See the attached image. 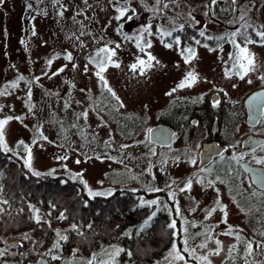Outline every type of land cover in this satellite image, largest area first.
<instances>
[{
  "label": "rangeland",
  "instance_id": "1",
  "mask_svg": "<svg viewBox=\"0 0 264 264\" xmlns=\"http://www.w3.org/2000/svg\"><path fill=\"white\" fill-rule=\"evenodd\" d=\"M134 1L137 0H127V8ZM123 5L125 0H119L118 5L115 0L112 3L109 0H87V4L84 0H59L58 3H53V0H3L0 4V91L6 89V94L0 95V120L12 117L4 127L8 152L24 162L23 157L27 153L22 147H17L19 141H24L32 150L33 172H51V176L61 175L79 182L82 175L83 181L87 182V187L82 183L87 195L89 189L104 193L116 189H163L169 200L163 201L167 212H173L179 220L174 243L187 264L200 262L188 252H183L186 235L209 229L211 239L207 240V248L198 247L204 240L203 236L188 241L196 256L207 255L214 250L215 240L219 239L222 250L219 255L209 256L211 264H224L234 255L240 264H244L243 245L236 240L235 232L233 235L223 233L231 225L240 230L239 235L245 240L264 241V237L254 233L258 227L262 231L264 228L259 219L243 217L235 192L225 182V175L217 174L225 164L224 158L219 157L207 165L200 163L198 154L205 129L191 135L182 129L174 133L172 144L167 148L152 144L148 140V130L158 125L159 116L165 115L175 98L195 101L212 84L225 83L230 101H241L249 90L264 83L260 79L264 76V46L247 45L254 54L257 68L243 80L235 74L234 59H230V55L236 49L228 42H225V60L217 58L213 48L200 46L194 49L195 58L186 64L174 38L168 41L173 45L171 48L162 42L168 36L161 37L160 32L173 29L165 16L156 22L155 30L159 31L143 34L142 42H150L151 47H145L142 52L136 46L135 37L140 35L142 27L149 25L151 18L147 15L145 22H120L115 19L118 15L116 7ZM197 11L199 16L203 12L205 14L203 8ZM60 12H63L62 16L58 15ZM143 12L142 16L147 14L146 10ZM248 12V18L253 21V11ZM238 25L239 22H232L225 27L226 40L239 29ZM203 27L207 36L219 37L223 33L222 26L209 21H204ZM125 36L131 39H125ZM236 40L244 46L241 36ZM106 44L115 49L116 55L112 60L120 67L108 64L103 75L119 100L107 92L95 75L96 66L89 63V58L97 57L98 49ZM117 44L119 48H116ZM187 48L189 46L182 47ZM68 53H71V60L66 59ZM146 53H151L159 64L153 61V66L145 68L143 75L139 66L133 72L130 66L137 63V58L147 60ZM188 71L198 74L197 82L191 87L177 88ZM226 71L230 76H225ZM249 80L252 82L248 83ZM13 83L15 88L10 87ZM121 103L123 107H120ZM113 111L115 115L111 113ZM133 117L137 120L134 126L124 124L127 120L131 122ZM244 126L242 122L231 121L222 130V135L225 136L226 132L230 141L236 142ZM122 145L128 147L122 148ZM217 176L224 182L217 180ZM189 178L193 181L191 190L180 191ZM200 179L205 181L203 185L197 183ZM208 180L215 181V184L209 186ZM169 184L171 188L166 187ZM217 189L220 204L227 212V223L223 222V212L215 203ZM169 193H175L174 197L170 198ZM214 207L217 210L207 216L208 210ZM233 245H236V251L230 253ZM110 246L120 248L114 243L102 244L89 258L78 252L73 256L72 252L70 262L84 264L94 253H102ZM253 248V255L248 260L251 264H264V249H256L255 245ZM171 250L172 246L156 264H169L170 260L171 264H184V261L172 260L169 256ZM102 258L108 260L107 256ZM116 264H120L117 257Z\"/></svg>",
  "mask_w": 264,
  "mask_h": 264
},
{
  "label": "trees",
  "instance_id": "2",
  "mask_svg": "<svg viewBox=\"0 0 264 264\" xmlns=\"http://www.w3.org/2000/svg\"><path fill=\"white\" fill-rule=\"evenodd\" d=\"M173 38L174 36H171L167 41ZM198 105V102L175 98L165 115L159 116L158 124H167L173 128L175 134L182 129L186 130L188 135L202 129L209 130L212 115L200 109ZM111 113L115 115L114 111ZM132 119L131 122L126 119L124 124L134 126L137 120L134 117ZM196 119L197 123L194 121ZM0 173L2 195L9 201L8 205L2 206L6 212L11 213V216L3 215L0 231L6 235L18 230L21 234L28 233L31 240H21L23 247L19 248L31 258L47 253L56 240L57 230L68 237L66 242H61L58 251L60 254L70 255L77 249L76 252L89 257L102 244L114 243L124 249L117 257L120 264H156L177 238L175 228H169L168 225L173 220L178 225L179 220L173 212H167L163 201L168 198L164 191L116 189L111 195L90 197L85 193L81 182L61 175L41 173L36 176L32 170L25 167L21 158L4 151H0ZM143 198L158 199L160 206H140V200ZM169 203L173 208L172 203ZM29 204L40 209L44 220L50 221L51 227L43 221L37 225L28 218ZM20 208L25 210L22 214L18 212ZM153 211L156 212L155 217L145 225L144 221ZM61 212L67 219H57ZM72 224L78 226V231L71 230ZM89 224L92 225L91 228L87 227ZM79 232L83 235L78 234ZM240 262L237 255H234L224 261V264Z\"/></svg>",
  "mask_w": 264,
  "mask_h": 264
},
{
  "label": "flooded vegetation",
  "instance_id": "3",
  "mask_svg": "<svg viewBox=\"0 0 264 264\" xmlns=\"http://www.w3.org/2000/svg\"><path fill=\"white\" fill-rule=\"evenodd\" d=\"M137 1H134L128 6V10L120 22H145L147 20V15H149L151 18L149 25H151V30L155 32L159 31L155 30L156 22H160L162 18L167 16L173 29H176V31L172 29V36H174V38L177 36L180 38V51L183 45L189 46L193 50L200 46H207L213 48V50H215L214 52L217 53L216 57L221 60H225L226 57L225 42L230 43V38L227 40L225 39V27H228L229 24L237 20L241 8L253 11V21L249 19L248 16L247 19L252 21L258 29L261 24H264V0H237L236 5H232L231 0H218V3L215 5H212L210 0H160L159 4L156 3V0ZM142 4L145 6L144 8ZM165 4H167V7H164ZM243 5L246 6L242 7ZM198 8H203L207 15L203 12L201 16H199L200 14L197 11ZM233 8H236V11H233ZM144 10H146L145 13L147 14L142 16ZM250 13L248 12V15ZM129 16H131L132 19L129 20ZM204 21L222 26L223 33L219 34V37L212 35L207 36L206 34L203 37L200 36L199 32L204 31ZM242 23V21L239 22V29H242ZM181 24L184 25L183 30H180ZM162 26L165 27V25H160V27ZM250 34L253 40H259V37H257L253 31L250 32ZM220 37H224V39L220 40ZM165 38L170 37L168 36ZM165 38L162 39L163 43H168L167 40L165 41ZM196 40H199L200 43L197 44ZM228 45L231 47L233 46L231 43ZM261 89H264V83H260L249 90L241 101L232 102L225 92V83L212 84L203 91L200 99L192 102H198V107L200 109H204L206 110L205 112L208 111L212 115V122L209 130H204V141L201 144L199 154L203 144L207 142L215 143L222 148L220 153L214 155L209 163L221 157L220 154L223 155L225 164L223 167H220L221 169L217 174L220 176L225 175V182L235 192L243 217L259 219L264 228V187H262L264 165L257 164L255 159H253V157L256 159L264 158V116L259 114L257 121L254 124H249L247 121L248 109L251 110L252 107L250 106L248 108L244 104V100L249 94ZM261 104H264V102ZM261 104L259 105L260 112L264 111V109L261 108ZM194 121L196 123L198 122L197 119ZM231 121L242 122L245 125L241 136L236 142H231L229 134L227 135L226 132L225 136L222 135V130L224 128L226 129ZM250 139L258 140L259 142L253 143ZM241 153H246V155H244L243 159L240 160L238 164L232 157L233 155L239 156ZM246 168L254 170L255 174L246 171ZM168 211H170V209ZM260 231L262 230L259 229V227L254 229L256 235H259ZM20 236L21 231L19 230L13 234L8 233V235L0 231V237L8 241V243L18 240ZM19 242L21 243V240ZM33 243L34 242H31V244ZM5 247L6 245L4 243H0V248ZM13 253L15 255H13ZM20 253H24L25 255L22 256ZM54 254L58 255L60 258L52 260L50 257H44V259L50 264H61L62 259L68 257L69 264H71L69 255L60 254L58 251L54 252ZM90 256L91 254L89 257ZM39 258H41V256L31 258L22 248L17 247L12 248L6 257L0 258V264H5V261L14 264H29Z\"/></svg>",
  "mask_w": 264,
  "mask_h": 264
},
{
  "label": "snow or ice",
  "instance_id": "4",
  "mask_svg": "<svg viewBox=\"0 0 264 264\" xmlns=\"http://www.w3.org/2000/svg\"><path fill=\"white\" fill-rule=\"evenodd\" d=\"M58 2H59V0H53V3H58ZM109 2L112 3L113 0H109ZM2 3H3V0H0V4H2ZM84 3L87 4V0H84ZM115 3L118 5L119 0H115ZM126 3H127V0H125V5L116 7V11L118 13V15L115 17L116 20L119 21L125 16V14L128 10ZM156 3L159 4L160 0H156ZM210 3L212 5H215L218 3V0H210ZM231 4L236 5L237 0H231ZM29 7H31V5H29ZM164 7H167V4H165ZM233 11H236V8H233ZM239 11H240V15L236 21H233V23H238V22L242 21L243 23L241 24V28L243 29V31H241L240 29H237L236 31L232 32L230 34L229 42L236 49L235 53L230 55V59H234L233 68L236 69L235 74L238 75L241 80H243L245 78V76H247L250 72L256 71L257 65L255 62L254 54L250 52L247 45L258 43V44L264 46V24H261L259 26V29H257L256 26L254 24H252L247 19L248 10L245 8H241ZM77 14L79 15V13H77ZM205 14L207 15V13H205ZM58 15L62 16L63 12L58 13ZM128 19L130 20V19H132V17L129 16ZM80 23H81V27H83L82 22H80ZM183 27H184V25L181 24L180 30H183ZM250 28L255 33V35L257 37H259L258 41L253 40L251 38V34L248 32V29H250ZM118 31H119V29H118ZM139 31H140V35L135 37L136 46H137V48H139L143 52L145 47H147V48L151 47L150 42H147V43L142 42L144 33H148L149 35L152 34L151 33V25L144 26ZM173 31H176V29H173ZM83 34L84 33L81 32V35H83ZM160 35H161V37H163V36L171 37L172 31H168V32L161 31ZM199 35L203 37L205 35V33L203 31H200ZM237 36H241L243 38V40L245 42L244 46H241L239 43H237V40H236ZM124 38L125 39H131V37H128V36H125ZM76 39L78 40L79 37H76ZM219 39L223 40L224 37H220ZM174 43L177 46H179L181 44L180 38L178 36L174 38ZM196 43L199 44L200 41L196 40ZM172 46H173L172 43H165V47H167V48H171ZM119 47H120V45L117 44L116 48H119ZM115 55H116L115 49H110L108 47V45L106 44L104 47L98 49V51H97V57H99V59H97V57H90L89 63H92L96 66L97 71L95 72V75L101 81L103 87L107 90V92L110 93L117 100H119V98L116 97V94L113 92V90L110 87H108V82L103 75V73L107 70L108 64H112L114 67H117V68L120 67V65L118 63H115L112 60V57H114ZM146 55H147V60L137 58V63H133L130 66L133 72H135L139 66L140 74L143 75L145 68H150L153 66L152 65L153 61H156V63L159 64V61L156 60V58L154 56H152L151 53H146ZM181 55L184 59V62L186 64H189L195 58L196 53L192 48L189 47L187 49H182ZM66 59H68V60L72 59L71 53L67 54ZM50 63H51V61H49V64ZM62 70L63 69H61V71ZM86 70H87V66H86ZM225 76L226 77L230 76V73L226 71ZM19 79H23V77H20ZM260 79L264 80V76L260 77ZM197 80H198V74L195 71H188L185 74L184 78L177 85V88L183 89L185 87H191L193 84H195L197 82ZM251 82H252L251 80L248 81V83H251ZM6 87H8V86H6ZM10 87L15 88L16 84L13 83L10 85ZM172 91L174 92V91H176V89H173ZM5 94H6V89L4 91H0V95H5ZM168 95H171V92L168 93ZM258 98L259 97L251 98L249 103L253 104ZM217 103H218V101H217ZM120 107H123L122 103L120 104ZM261 108L264 109V104H261ZM82 115L86 117L87 113H83ZM260 115L264 116V111H261ZM11 119H12V117H7L4 120H0V151H4V152L10 151V149H8L7 143L5 142L4 127L9 122V120H11ZM73 127H76V125H73ZM152 131L153 130H151V129L148 130L150 137L152 135ZM33 143H36V141L34 140ZM17 147L18 148L22 147L23 151L27 153V155L25 157H23L24 165L29 170H32V150H31V148L27 144H25L24 141H22V140L18 142ZM121 147L123 148V147H128V146L122 145ZM253 151H254V149H253ZM153 154H155L154 151H153ZM220 155H221V159H223V155L222 154H220ZM244 155H246V153H241L239 156L233 155L232 159L235 160L239 164L240 160L243 159ZM59 159H66V157H60ZM253 159H255V162L257 164L264 165V158L256 159L255 157H253ZM77 163H79V161H77ZM192 163H195V160H192ZM52 171H55V170H52ZM201 171H211V169H201ZM246 171H249V172H252L253 174H255L254 170H252V169L246 168ZM33 174L36 176L41 175V173L35 172V171L33 172ZM0 175H2V173H0ZM48 175H51V172H49ZM78 175H81V174H78ZM216 179L220 180L221 183L224 182L223 180L220 179L219 176H217ZM81 183H83L85 185V187H87V182L83 181L82 175H81ZM173 183H175V181H173ZM192 183H193L192 179L189 178L187 180L186 184L184 185V187L180 189V191H190L192 188ZM197 183H200L203 185L205 183V181L203 179H200V180H197ZM207 184L209 186H213L215 184V181L208 180ZM166 187L171 188V184L167 185ZM262 187H264V178H262ZM147 190L150 192L163 191V189H160L157 187H147ZM133 191H135V190H133ZM216 191H217V199H216L215 203H216L217 207H219L220 211L223 212V222L227 223V212H226L225 206L220 204L219 190L217 189ZM2 193H3V186L0 185V222H3V220H2L3 215L7 214V215L11 216V213L6 212V209L2 206V205H8L9 204V201L7 199L3 198ZM88 195L90 197H95V196L111 195V193L110 192L109 193L94 192L91 189H89ZM174 195H175V193H169L170 198L174 197ZM160 203L161 202L158 199H152V200H143L142 199L140 206H147V207L151 208L153 205L158 206ZM52 207L54 208L55 206L53 205ZM216 210H217V208H215V207L208 210L207 216H211L212 213L215 212ZM24 211H25L24 208H20L18 210V212L20 214H22ZM28 211L30 213L28 218L30 220L34 221L37 225H40L41 222L43 221L44 223H47L49 227H51L50 221L44 220L43 215L41 214L40 209L38 207H36L33 204H29L28 205ZM176 212H177V215H179V208L176 209ZM48 215L50 216L51 213H48ZM155 215H156V212L153 211L151 213V215L144 221V224L148 225L149 222L155 217ZM57 219L63 220V219H67V217L65 216V214L63 212H61L59 214V216L57 217ZM87 227L91 228L92 225L89 224ZM168 227L174 229L176 227V222L173 220L168 225ZM193 227H195V225H193ZM70 228L72 231H78V226L76 224H72L70 226ZM184 231H185V233H187V229H185ZM239 231L240 230H236L233 228V226L229 225L227 231L223 234L224 235H233L235 232L236 240L243 245V251H244V255H245L244 264H251V262L248 260V257L253 255V251H254L253 246L255 245L256 249H264V241L245 240L239 235ZM78 234L83 235L82 232H79ZM55 235H56L55 242L52 244L51 248L48 249L47 253L41 254V260L37 261V264H47V261L44 259L45 256L50 257L52 260H57L60 258L58 255H55L54 252H57L60 250L61 242L66 241L68 239V237L66 235H64L63 232H60L59 230L56 231ZM259 235L261 237H264V231H260ZM197 236H203L204 237V240L198 245V247L207 248L208 247L207 240L211 239V229L206 230L203 233L198 232V233L192 234L190 236L186 235V237L183 241V243L185 245V247L183 248V252H188L189 255L191 257H193L194 259H197L200 262V264H211V260L209 259V256L220 254V252L222 250L221 241L219 239L215 240L216 248L214 250H210L207 255L196 256L195 249L190 247L188 241H189V239L194 240ZM20 240L29 241V240H31V236L26 232L22 233L20 238L18 240H14L12 243H8V241H6L2 237H0V243H4L6 245L5 248H0V258L6 257L10 253V250L12 248L23 247V244L19 242ZM34 243H37V242H34ZM76 251H78V250L77 249L73 250V256H75ZM122 251H124V249L110 246L109 248L103 249L102 253H94L90 259H88L87 261L84 262V264H116V257H118ZM229 251H230V253L233 251H236V245H233ZM13 255H15V254L13 253ZM20 255L23 256L25 254L20 253ZM128 255L130 256L131 253L129 252ZM103 256H107L108 260L103 259L102 258ZM169 256L172 258V260L184 261V264H187V261L185 260V256L182 254L181 250L177 247V245L175 243L172 245V250L169 253ZM5 264H7V261H5ZM169 264H171V260L169 261Z\"/></svg>",
  "mask_w": 264,
  "mask_h": 264
},
{
  "label": "water",
  "instance_id": "5",
  "mask_svg": "<svg viewBox=\"0 0 264 264\" xmlns=\"http://www.w3.org/2000/svg\"><path fill=\"white\" fill-rule=\"evenodd\" d=\"M253 97H259V98L253 104H250L249 101ZM263 102H264V89L254 91L245 98L244 100L245 106H247L248 108L250 106L252 107L251 110L248 109L247 121L249 124H254L257 121V118L259 117L260 114L259 105ZM150 129L153 131L151 137L149 136V132H148V140L152 144L156 145L159 148H167L172 144L175 133L173 128H171L167 124L160 123L156 126L151 127ZM250 140L253 143L259 142L258 140H254V139H250ZM221 150L222 148L216 145L215 143L212 142L204 143L199 154L200 163L202 165H206L207 163H209V161H211L212 157L220 153ZM39 260H41V258L29 264H37V261ZM7 264H14V263L7 262ZM47 264L50 263L47 262ZM61 264H69V258L68 257L63 258Z\"/></svg>",
  "mask_w": 264,
  "mask_h": 264
}]
</instances>
